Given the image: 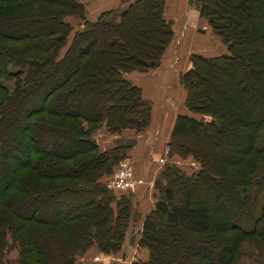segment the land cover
Returning <instances> with one entry per match:
<instances>
[{"label":"trees","instance_id":"obj_1","mask_svg":"<svg viewBox=\"0 0 264 264\" xmlns=\"http://www.w3.org/2000/svg\"><path fill=\"white\" fill-rule=\"evenodd\" d=\"M197 1L226 51L188 56V114L138 233L147 259L130 264H264V0ZM125 2L91 21L79 0H0V264L12 248L18 264L123 253L137 215L107 179L152 112L126 76L157 68L174 36L166 0Z\"/></svg>","mask_w":264,"mask_h":264},{"label":"crops","instance_id":"obj_2","mask_svg":"<svg viewBox=\"0 0 264 264\" xmlns=\"http://www.w3.org/2000/svg\"><path fill=\"white\" fill-rule=\"evenodd\" d=\"M123 1V0H122ZM188 0H166L165 16L173 23V41L161 59L159 66L146 74L131 73L127 79L142 90L143 98L152 103L151 120L143 132L125 133L126 138L134 141L128 152L127 163L131 167L137 183L128 190L132 207L137 219L128 232L123 253L105 255L95 246L80 256L76 264H130L136 258L147 259V251L137 245L138 233L144 216L154 208V181L160 171L158 159L165 149L178 114H188L185 106V91L179 83V77L190 68L191 54L216 56L224 53L223 46L209 32L196 9L189 8ZM115 8H113L114 10ZM103 8L95 14V20ZM102 148L111 146V139L101 137Z\"/></svg>","mask_w":264,"mask_h":264},{"label":"rangeland","instance_id":"obj_3","mask_svg":"<svg viewBox=\"0 0 264 264\" xmlns=\"http://www.w3.org/2000/svg\"><path fill=\"white\" fill-rule=\"evenodd\" d=\"M79 2L82 4V6H84L85 10L87 11V14H86L87 18H89V17L94 18L95 14L99 13L103 8H109L111 10H113V8H115L116 13L115 12L114 13L117 15L124 8L123 5H126L125 0H123V1L122 0H79ZM187 2H188L189 8L196 9V10L199 9V4H198L199 1L188 0ZM108 20L112 21V20H114V17L113 18L110 17V18H108ZM66 21L71 25L72 33L80 28L81 24H80L79 20H76L73 17H67ZM72 33L70 34V36L68 38V43L71 40ZM65 50H66V48L64 47V49L60 52V56L63 55ZM225 51L226 50L224 49V52ZM6 85L8 87H10L11 83L10 84L6 83ZM136 134H138V133H136ZM258 145L261 146V143L259 144V142H258L257 146ZM36 148L44 149L43 146H41V145L36 146ZM232 153H233V151H232ZM123 161H125V160H123ZM176 162H180L179 165H177ZM176 162H175V164L177 166H179L182 170L184 169L187 172L195 170V169H197L196 167H198L194 162H191V161H176ZM161 166H163V165H161ZM109 189L114 192L113 189H111V188H109ZM105 255H108V254H105ZM6 258L8 261L7 264H18V253H17L16 249L12 248L8 252V255ZM219 262L220 261H218V260H214V263H219Z\"/></svg>","mask_w":264,"mask_h":264},{"label":"built area","instance_id":"obj_4","mask_svg":"<svg viewBox=\"0 0 264 264\" xmlns=\"http://www.w3.org/2000/svg\"><path fill=\"white\" fill-rule=\"evenodd\" d=\"M168 147L165 149V154L158 159L160 165H164L167 161ZM180 162H176L179 165ZM137 180L134 179L133 173L127 161H121L114 173L107 179V186L115 191H125L131 189Z\"/></svg>","mask_w":264,"mask_h":264}]
</instances>
